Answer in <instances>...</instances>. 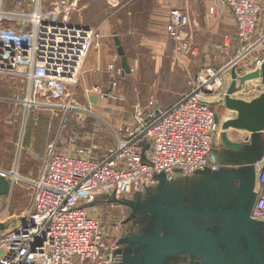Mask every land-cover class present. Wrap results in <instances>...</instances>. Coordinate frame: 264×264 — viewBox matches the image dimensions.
<instances>
[{"label":"built area","instance_id":"built-area-1","mask_svg":"<svg viewBox=\"0 0 264 264\" xmlns=\"http://www.w3.org/2000/svg\"><path fill=\"white\" fill-rule=\"evenodd\" d=\"M5 3L0 0V81L20 82L22 96L0 102L19 106L23 116L44 112L60 118L59 133L67 132L68 114L75 115L65 151L57 135L45 148L38 178L17 177L32 187V201L26 214L0 231V264L119 263V244L108 245L89 207L99 196L131 201L155 188L159 175L186 179L218 169L211 161L217 125L210 104L220 106L232 71L241 77L239 67L264 45V35L255 37L260 0H212L210 15H233L236 54L222 68L199 73L174 104L162 107L153 98L144 107L137 104L130 125L108 129L113 144L101 159L90 143L100 128L84 133L89 108L80 109L66 96L99 39L96 30L72 23L79 0H12L11 8ZM188 25L182 11H169L165 32L180 52L190 51ZM90 92L107 98L97 87ZM254 192L251 218L264 223V156L255 164Z\"/></svg>","mask_w":264,"mask_h":264},{"label":"water","instance_id":"water-1","mask_svg":"<svg viewBox=\"0 0 264 264\" xmlns=\"http://www.w3.org/2000/svg\"><path fill=\"white\" fill-rule=\"evenodd\" d=\"M114 41L123 75L129 74L120 41ZM231 78L223 104L235 117L221 121L214 114L222 130V149L211 153L218 169L186 179L159 175L145 200L119 202L143 219L136 235L119 242L123 247L116 264H169L183 257L192 264H264V223L251 218L255 164L264 156V63L239 78L232 71ZM250 80H260L262 93L251 101L235 98ZM229 130L250 136L233 142Z\"/></svg>","mask_w":264,"mask_h":264},{"label":"crops","instance_id":"crops-1","mask_svg":"<svg viewBox=\"0 0 264 264\" xmlns=\"http://www.w3.org/2000/svg\"><path fill=\"white\" fill-rule=\"evenodd\" d=\"M211 2L212 0H79V9L73 15L72 23L96 30L99 37L98 46L91 50L80 77L84 93L92 95L94 93L90 92V89L97 87L107 96L103 100L110 98L121 100L120 88L117 86L118 80L129 76L133 69L130 64L129 49L135 50L133 63L135 65L141 63L142 65L155 66L158 69L156 73L154 72L155 75H161L162 67L169 74L171 72L172 74L177 73L175 65L181 61H186L190 66L203 64V67L215 64L222 67L228 63L238 50L236 23L233 15L228 11L220 15H210L208 10ZM5 5L6 8H11L12 0H6ZM172 9L182 11L189 18V25L184 36H187L190 51H178L176 45L171 42L165 32L168 13ZM262 35H264V0H260L255 37ZM115 37L118 38L124 50L130 70L129 74L123 75L121 58L116 52ZM187 56L194 58V61L189 60ZM262 63H264V45L261 50L254 53L239 67V76L259 70ZM109 65L114 66L113 71L107 69ZM159 77L161 79V76ZM161 89L167 96L177 98L174 101L176 102L188 92L189 86H187L186 78L180 76L178 72L176 77H167ZM262 91L263 87L260 80H250L234 97L251 101L258 97ZM91 101L89 102L90 106L94 103L92 99ZM234 117L235 113L229 119ZM113 121L116 123V118ZM130 121L131 118H129L128 124L116 126H128L131 124ZM84 133L90 132L84 130ZM66 134L68 136V133ZM103 134L104 130L101 132L100 128L99 135L90 140L91 145L94 146L97 159L104 156L106 148L109 146L107 145V136L104 137ZM109 137H111L110 134ZM59 150L65 151V141L60 144ZM44 152L45 150H42L38 154L43 156ZM40 169L41 166L35 176L29 175V179L38 178ZM171 178L176 179L178 177L173 176ZM111 198L114 200L102 197L108 204L116 206H121L119 203L121 201H129ZM93 205L89 207V210ZM90 214H92L91 211Z\"/></svg>","mask_w":264,"mask_h":264},{"label":"rangeland","instance_id":"rangeland-1","mask_svg":"<svg viewBox=\"0 0 264 264\" xmlns=\"http://www.w3.org/2000/svg\"><path fill=\"white\" fill-rule=\"evenodd\" d=\"M128 53H130V64L133 69L129 76L118 80L117 86L120 88L121 100L114 98L103 100L96 94H85L81 78L74 87L69 88L66 92V96L72 98L80 109L89 108L90 115L85 117L83 114L81 115L85 118V131L91 133L93 128H101V132L104 130L103 136H107V145L112 144L108 129L115 130L119 128L116 125L128 124L129 118L132 123V107L133 110L137 104L144 107L145 102L150 98H153L160 106L168 107L177 99L167 96L161 89L167 77H176L179 72L180 76L186 78L187 86H190L195 77L205 69H220L227 64L222 67L217 64L203 67V64L190 66L186 61H181L175 65L177 73L169 74L162 67L161 75H155L158 70L155 66L142 65L141 63L135 65L133 63L135 50L129 49ZM187 57L194 61V58ZM21 96L22 85L20 82L0 81V98L11 99ZM91 99L94 103L90 106ZM214 111L219 115L221 121L233 116V113L224 108L223 102L220 106H215ZM74 115V112H70L67 116V132L59 133L60 118H53L44 112H27L23 116L19 106L0 102V231L8 229L17 218L26 214L31 205L32 187L17 177L29 179V175L37 174L42 164V156L38 153L45 150L47 144L57 135H59L58 141L60 143L65 141L66 144V133H69L74 127L72 119ZM114 118H116V123L113 121ZM221 132V126H217L213 139L216 152L222 149ZM227 134L228 138L235 142H241L248 135L247 132L236 130H229ZM10 173L16 175L15 179L9 175ZM93 204L90 215L100 222L105 229L108 245L114 247V243L118 244L124 229L128 227V225H122L126 220L128 209L110 205L101 196L97 197Z\"/></svg>","mask_w":264,"mask_h":264},{"label":"flooded vegetation","instance_id":"flooded-vegetation-1","mask_svg":"<svg viewBox=\"0 0 264 264\" xmlns=\"http://www.w3.org/2000/svg\"><path fill=\"white\" fill-rule=\"evenodd\" d=\"M151 192L153 193V191L148 190L147 192L139 193V194H137L134 197L133 201H138V200L143 201V200H145L148 197V194L151 193ZM110 199L114 200L113 198H110ZM127 209H128V213H127V216H126V220H125V222H123L122 225H124V226L128 225V227H126L124 229L123 236L118 241V244H119L118 248H122L123 247V245L119 243V242H121V240L127 239L130 236L137 234L138 230H140L141 222H142V219H143L139 215L133 217L132 214H131V211L129 210V208H127ZM169 264H192V261L189 260L186 257H183L179 261L171 262Z\"/></svg>","mask_w":264,"mask_h":264}]
</instances>
